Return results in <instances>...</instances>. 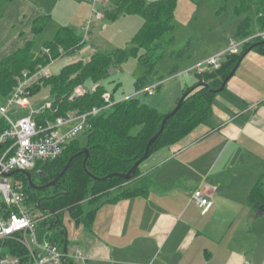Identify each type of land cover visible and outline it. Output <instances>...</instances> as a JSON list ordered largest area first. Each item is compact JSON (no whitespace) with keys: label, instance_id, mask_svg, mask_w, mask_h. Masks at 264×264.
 <instances>
[{"label":"crops","instance_id":"obj_1","mask_svg":"<svg viewBox=\"0 0 264 264\" xmlns=\"http://www.w3.org/2000/svg\"><path fill=\"white\" fill-rule=\"evenodd\" d=\"M46 2L0 0V60L34 41L35 51H41L46 42L37 50L38 40L52 20ZM119 2L107 1L104 11L114 12ZM42 17H48L47 23L36 35L34 25ZM83 26L80 31L66 27L83 34ZM237 28L233 36L217 35L211 51L184 53L170 64L171 71L182 73L227 49L236 41ZM194 85H173L171 95L177 102ZM35 104V109L44 107ZM140 170L147 195L103 205L91 229L65 213L67 263L264 264V210L250 203L254 187L264 185V54L250 51L216 95L211 118L180 143L153 153ZM198 189L212 202L205 215L192 197ZM78 250L84 260L76 258Z\"/></svg>","mask_w":264,"mask_h":264},{"label":"trees","instance_id":"obj_2","mask_svg":"<svg viewBox=\"0 0 264 264\" xmlns=\"http://www.w3.org/2000/svg\"><path fill=\"white\" fill-rule=\"evenodd\" d=\"M234 1L237 4L235 10L239 16L250 10L252 14L250 18L239 24L235 35L236 41L245 40L256 34L257 31L264 32V0ZM177 6V0L155 2L121 0L116 10L107 14L109 19L115 20L123 15H139L144 19V25L135 35L132 47L119 49L110 54H95L87 63L78 61L68 65L62 69L60 74L43 79L33 87L32 96L43 87H48L52 98V109L35 118L38 124L45 125L47 120L55 121L57 117L72 111L85 113L94 108L105 107L103 96L110 93L108 86L114 82L112 78L116 67L125 63L129 57L137 58L144 73L141 79L135 83L136 91L139 92L147 88L150 77L164 57V50L158 53L165 44L164 39L174 31ZM239 10L244 11L240 13ZM47 19L48 17H42L36 21L34 25L36 35L43 32ZM83 39V34H78L73 28L64 27L59 29L53 40L43 45L40 52L35 51L36 43L34 41L1 59L0 103L11 96L17 85V79L23 72H34L40 65L47 66L51 61L71 55L75 47L81 50L86 44L83 43ZM253 45L252 43L246 44L239 54L228 55L219 69L197 75L198 82L187 90L188 92L195 88L194 91L187 96L180 110L167 121L163 132L152 144L149 157L163 148L180 143L198 126L211 118L214 99L218 94L216 91L221 88L241 57ZM61 49L65 51L64 56L60 54ZM45 50H49V55L45 53ZM252 51L264 54V44ZM159 81L162 80L157 82ZM202 84H208L210 88L204 87ZM79 86H88L89 89L71 101L70 97L75 94ZM119 86L120 84L115 89H118ZM110 94L112 100L117 103L109 110L102 111L98 116L91 118V128L83 134L88 138L84 146L78 142L79 138L71 141L60 159L52 162H40L30 172L34 185L45 186L62 173L71 157L88 149L90 158L87 161L86 169L89 174L84 168L85 156H81L73 161L55 187L44 191L33 189L25 175H17V179L24 182L30 209L34 213L36 210H41L43 218L47 214L51 217H47V220L40 223V239H48L55 229H60L61 231L56 234L55 239L50 241L61 248L66 241L64 239L65 230L62 228L64 213H69L76 224H82L91 229L94 219L103 205L147 195L148 187L145 186L143 180L140 181L141 165L136 169L131 180H125L120 175L127 174L144 157L149 141L160 131L164 118L176 108L181 99L180 97L170 111L164 113L143 102L140 97L117 101L114 95ZM2 124L3 120L1 119L0 126ZM107 177L110 178L101 180ZM51 190L55 193L48 195V191ZM250 203L252 208L257 211L261 206H264V185L262 182L252 190ZM10 251L5 249L4 255L27 259L28 251L23 246L13 243ZM68 260L67 256L64 259V264H71L67 263Z\"/></svg>","mask_w":264,"mask_h":264},{"label":"built area","instance_id":"obj_3","mask_svg":"<svg viewBox=\"0 0 264 264\" xmlns=\"http://www.w3.org/2000/svg\"><path fill=\"white\" fill-rule=\"evenodd\" d=\"M92 6V11L83 26V43H86L97 23L104 19V6L108 0H85ZM264 41V32H259L245 40L232 42L227 49L219 51L211 57L189 67L181 75L194 73L203 75L219 69L228 55L239 54L241 49L249 43L255 44ZM75 47L73 54L79 53ZM49 55V50H45ZM61 56L65 55L60 50ZM38 66L34 72L25 71L17 79L11 96L0 103V264H64L67 257L63 249L49 239L39 237V222L43 217H37L28 204L24 182L17 179L16 171L31 172L40 162H52L60 159L67 145L88 132L91 128L90 120L102 111L112 108L117 102L112 100L111 94L106 93L103 98L106 106L94 108L85 113L72 111L55 121L47 120L45 125H39L36 117L52 109V101L40 109L32 106V89L43 79L52 77L50 67ZM162 85L156 82L139 95L154 96L155 90ZM84 88L79 87L70 100L83 95ZM129 97V98H134ZM13 174V175H12ZM16 177L14 183L11 178ZM193 200L198 204L203 215L212 207L210 197L203 190L193 193ZM9 240H18L28 251L27 259L4 255V244ZM76 258L84 260L81 250L77 251Z\"/></svg>","mask_w":264,"mask_h":264},{"label":"rangeland","instance_id":"obj_4","mask_svg":"<svg viewBox=\"0 0 264 264\" xmlns=\"http://www.w3.org/2000/svg\"><path fill=\"white\" fill-rule=\"evenodd\" d=\"M64 1L67 2V4L63 5ZM119 1L120 0H110V3L111 5H115ZM147 1L155 2L158 0ZM177 1L178 6L174 19V31L165 37V44L158 52L160 53L164 50V57L147 83L148 87L161 79L162 85L155 90L154 96H140L143 102L156 107L164 113L170 111L176 102V95H171V87L173 85L177 87L191 86L197 83L198 78L194 73L180 76L181 72L175 73L177 69L171 71L172 68L170 64L177 63L176 61H179L184 53H188L193 48H204L205 51L215 49L218 45L215 41L217 35L226 34L229 36L231 34L233 36L236 26H239L240 23L252 16L251 10L239 16L235 10L237 4L234 0L228 2L225 0ZM45 8L48 14L52 15V20L50 22L48 21L49 25L39 38L37 50L42 47L43 43L53 40L61 27L72 26L77 29V31H80V25L82 23L85 24L87 21L86 18L92 11V6L85 0H47ZM219 11L220 13H218ZM242 11L244 10H239L240 13ZM217 13L221 15L218 16ZM107 14L108 12L104 11L103 21L94 26L90 37L79 53L64 56L51 65L50 71L52 75L60 74L63 68L78 61L86 60L84 62L87 63L94 54H110L119 49L131 48L133 38L144 25V19L139 15H123L116 21H113V19L108 18ZM258 33L259 31L256 32V34ZM180 68V70H182V67ZM116 70L119 71H116L113 75L112 81L114 82L109 84V92L112 93L118 101L129 98L132 95L135 96V94L138 93L135 83L140 80L143 76L142 74H144L142 67L138 64L137 58L129 57L125 63H121L120 66H117ZM119 83V88L115 89ZM50 94V88L43 87L36 93L34 98L32 97L31 102L35 106L37 101L45 105L52 101ZM180 94L179 92V95ZM87 141L88 138L83 135L78 139V142L82 146H84ZM10 180L14 183L17 179L16 177H12ZM54 193L55 192L52 190L48 191V195H53ZM35 214L39 218L43 216L41 210H36ZM64 215L65 213L63 216ZM47 217H49L48 214L41 222L47 220ZM41 222H39V225ZM57 230L58 229H55V231ZM56 233L57 232L51 234L48 239H55ZM13 243L21 246L18 240H9L5 242L4 249L11 252L10 250Z\"/></svg>","mask_w":264,"mask_h":264},{"label":"water","instance_id":"obj_5","mask_svg":"<svg viewBox=\"0 0 264 264\" xmlns=\"http://www.w3.org/2000/svg\"><path fill=\"white\" fill-rule=\"evenodd\" d=\"M264 44V41L262 42H258V43H255L248 51H246L244 53V55L241 57L240 61L237 63L236 67L233 69V71L230 73V75L225 79V81L223 82L221 88L219 90L216 91V93H220L222 92L226 85L228 84V82L230 81V79L234 76V74L236 73L237 69L239 68L241 62L243 61V59L245 58V56L250 52L252 51L254 48L258 47V46H261ZM202 86L204 87H207V88H210V86L208 84H202ZM195 89V88H194ZM194 89L186 92L182 98L180 99L178 105L176 106V108L170 113L168 114L163 122H162V126H161V129L160 131L149 141L147 147H146V152H145V155L144 157L139 160L135 165L134 167L125 175H120V177H122L123 179L125 180H131L133 174L135 173L136 169L144 162L146 161L148 158H149V152H150V148L152 146V144L156 141V139L161 135V133L163 132L164 128H165V125L167 123V121L173 117L181 108L183 102L185 101V99L187 98V96H189L193 91ZM84 90L87 91L88 90V87L87 86H84ZM81 156H85V160H84V168H85V171L86 173H88L87 169H86V164H87V161L88 159L90 158V151L88 149H85L83 151H81L80 153L74 155L73 157H71L69 159V162L68 164L66 165L65 169L62 171V173L54 180L52 181L51 183L45 185V186H36L33 184V181H32V176H31V173L30 172H21V171H16L14 174H23L25 175L28 180H29V185L35 189V190H39V191H44L48 188H52V187H55L57 185V183L59 182V180H61V178L65 175V173L68 171V169L70 168V166L72 165L73 161ZM89 174V173H88ZM13 175V174H12ZM94 178V177H93ZM110 177H107L105 179H101L102 181L108 179ZM96 179V178H95ZM264 210V206H261L258 210V212H261ZM63 252L64 254L67 256L68 254V248H67V245H65V247L63 248Z\"/></svg>","mask_w":264,"mask_h":264}]
</instances>
